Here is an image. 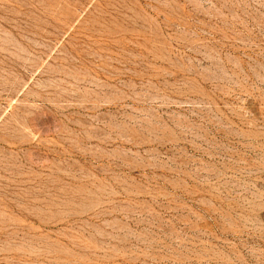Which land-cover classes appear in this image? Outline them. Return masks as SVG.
I'll return each mask as SVG.
<instances>
[{"label": "rangeland", "instance_id": "374dc122", "mask_svg": "<svg viewBox=\"0 0 264 264\" xmlns=\"http://www.w3.org/2000/svg\"><path fill=\"white\" fill-rule=\"evenodd\" d=\"M0 264H264V0H0Z\"/></svg>", "mask_w": 264, "mask_h": 264}]
</instances>
